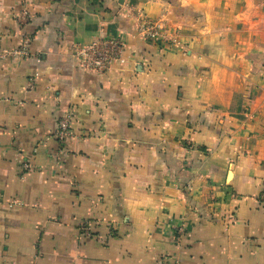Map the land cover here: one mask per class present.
Wrapping results in <instances>:
<instances>
[{"label":"crops","instance_id":"obj_1","mask_svg":"<svg viewBox=\"0 0 264 264\" xmlns=\"http://www.w3.org/2000/svg\"><path fill=\"white\" fill-rule=\"evenodd\" d=\"M4 52L0 264H264V0H0Z\"/></svg>","mask_w":264,"mask_h":264},{"label":"built area","instance_id":"obj_2","mask_svg":"<svg viewBox=\"0 0 264 264\" xmlns=\"http://www.w3.org/2000/svg\"><path fill=\"white\" fill-rule=\"evenodd\" d=\"M162 25L158 20H151L147 17L143 18L140 26V34L144 38L156 39L161 36ZM29 38H25L21 44V48L12 51L14 54H26L27 45L29 44ZM125 43L120 38L109 37V38H98L88 44H78L73 48V54L78 60L80 66L89 71L104 72L111 68L113 63L121 59V55ZM6 52L0 55V59L4 58ZM72 134L71 129V116L66 115L59 119L57 124L56 137L64 141ZM82 230L85 234L90 235V227L83 223Z\"/></svg>","mask_w":264,"mask_h":264}]
</instances>
